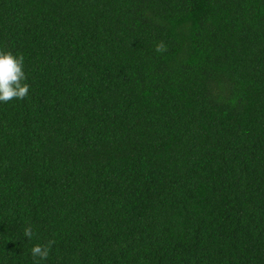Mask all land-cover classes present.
<instances>
[{
	"label": "trees",
	"instance_id": "obj_1",
	"mask_svg": "<svg viewBox=\"0 0 264 264\" xmlns=\"http://www.w3.org/2000/svg\"><path fill=\"white\" fill-rule=\"evenodd\" d=\"M0 51V264H264V0H0Z\"/></svg>",
	"mask_w": 264,
	"mask_h": 264
},
{
	"label": "clouds",
	"instance_id": "obj_2",
	"mask_svg": "<svg viewBox=\"0 0 264 264\" xmlns=\"http://www.w3.org/2000/svg\"><path fill=\"white\" fill-rule=\"evenodd\" d=\"M155 51L163 53L167 51V45L163 41L155 46ZM24 57L14 56L11 52L0 51V102L7 103L13 99L23 100L29 93V85L24 83L26 75L23 70ZM24 236L31 239L33 236L31 226L24 229ZM54 241H49L47 246L39 244L31 248V255L34 260L39 257L46 259L49 255V249ZM36 264H39L36 261Z\"/></svg>",
	"mask_w": 264,
	"mask_h": 264
}]
</instances>
